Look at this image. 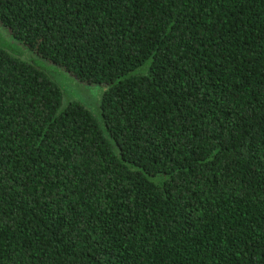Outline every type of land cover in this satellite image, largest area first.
Masks as SVG:
<instances>
[{"label":"trees","instance_id":"obj_1","mask_svg":"<svg viewBox=\"0 0 264 264\" xmlns=\"http://www.w3.org/2000/svg\"><path fill=\"white\" fill-rule=\"evenodd\" d=\"M0 264H264V0H0Z\"/></svg>","mask_w":264,"mask_h":264},{"label":"rangeland","instance_id":"obj_2","mask_svg":"<svg viewBox=\"0 0 264 264\" xmlns=\"http://www.w3.org/2000/svg\"><path fill=\"white\" fill-rule=\"evenodd\" d=\"M20 50V56L26 57L29 60L34 59L36 63L44 62L43 70L60 85L62 90V103L69 100H78L85 103L100 120V101L102 92L105 88L103 83H87L80 81L72 74L67 72L64 68L56 66V64L49 62L37 55H34L29 49L24 47L21 43L16 46ZM38 59V62L37 60Z\"/></svg>","mask_w":264,"mask_h":264},{"label":"water","instance_id":"obj_3","mask_svg":"<svg viewBox=\"0 0 264 264\" xmlns=\"http://www.w3.org/2000/svg\"><path fill=\"white\" fill-rule=\"evenodd\" d=\"M20 42L18 40L12 38V36L7 32L6 28L4 25L0 22V47L4 48L14 54L20 55L21 52L19 49H17L16 46H18ZM38 62V59H35ZM30 61L34 62L40 69L43 70V66L46 65L44 62H41V64L36 63L34 59H30ZM56 66H59L56 64ZM61 67V66H60ZM51 77V76H50ZM52 78V77H51ZM54 79V78H52ZM55 80V79H54ZM63 94V93H62ZM70 101V100H69ZM66 101L64 104L62 103L61 109L65 107V105L69 102ZM100 105V104H99Z\"/></svg>","mask_w":264,"mask_h":264}]
</instances>
